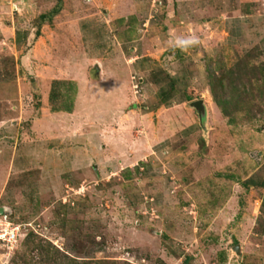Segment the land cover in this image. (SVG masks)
<instances>
[{"label":"rangeland","instance_id":"rangeland-1","mask_svg":"<svg viewBox=\"0 0 264 264\" xmlns=\"http://www.w3.org/2000/svg\"><path fill=\"white\" fill-rule=\"evenodd\" d=\"M250 8L264 0H0V209L23 225L0 264H264V189L249 184L264 177V98L236 124L214 103L201 126L194 109L169 126L126 65L145 35L167 36L156 59L212 100L207 72L188 87L186 69L219 74L259 49H223L225 12ZM150 15L163 22L138 32ZM189 35L196 46H174Z\"/></svg>","mask_w":264,"mask_h":264},{"label":"crops","instance_id":"crops-1","mask_svg":"<svg viewBox=\"0 0 264 264\" xmlns=\"http://www.w3.org/2000/svg\"><path fill=\"white\" fill-rule=\"evenodd\" d=\"M192 3H194V1H192ZM211 4H212V0H210V5ZM250 6L252 7V5ZM225 13H227L226 15H228V19L230 21L226 22L227 24H226L225 30H223L225 34L224 39L226 40L224 42L225 44L223 45V49L226 50L228 53H232L236 59V57L239 56V55L237 56V53L240 54L239 52H244L254 46H259L260 52L262 53L261 60L264 63V14L261 15L258 13V11H256V9L253 11L252 8L248 9L245 15L244 16L241 15L239 18L232 16L234 15V12H230L229 10L226 11ZM256 13L258 14V17L254 18ZM195 16L196 15H194L193 18H195ZM251 18H254V19H251ZM163 19H164L163 15L161 16L150 15L144 22L143 27H142L143 29L141 28L139 29L136 28V29H138V32L140 33L145 32L146 34H148L150 32V29L154 28V26L159 25L161 22H163ZM194 21L196 20L194 19ZM189 23L191 24L193 28L192 30H194L195 25H198L199 27L202 25V24H198L200 23V21L193 22L192 19L189 21ZM180 26L181 25L179 24L175 27L176 28L175 31L177 33H178L177 30H179L178 28ZM132 30H133V27H132ZM162 30L165 31V28H163ZM147 36L148 37H146L145 35L143 39L139 40L138 44L132 45L129 48L130 53L128 54V58L126 59V62H127L126 65L128 66V68H130L133 71L135 76H140V77L142 76V78H140L141 80L139 79L140 81L147 83L146 84L147 88L151 92V94L147 96L148 100H152V103L159 105L157 108L158 112H156V114H158L157 117H159L160 114H163L164 112H166L165 114H168L167 112H171L174 114V118L173 119L171 118L170 122H169V119H167L168 121L166 120L164 122H168V123H165V124L166 125L169 124V126L174 125L175 127L177 125L180 127L181 125H184L187 122L183 121V118L182 119L176 118L178 117L177 115L180 113H184V114L188 113L191 118V116L193 117L191 110L194 109L195 113H197L198 118L200 119L199 123L201 126V124L204 123L203 118L205 120V118L207 117L209 108H211V106L214 105L213 99L210 100L211 95H210L208 86L207 85H204V87L200 86L201 88L196 89L197 90L196 93H193V92L189 93L190 90L188 88H184V90L178 89L177 88L178 81L176 78L172 76L173 74L172 70L167 69V65L164 66V64H162L161 58L156 59L158 57L154 55V52H153V51H156V49H158L159 52L163 50V54L165 53L166 48L162 49L161 45L163 46V45L168 44L167 38H166L167 36H163L161 38H159L158 34H154L153 36H150L148 34ZM178 37L181 38V36H178ZM140 42H142V44ZM132 43L133 42H131V44ZM205 48L207 47H202V50H206ZM150 49H154V50H151L152 52H149ZM233 61H234L233 58H230L231 64L235 62ZM192 68L193 69L191 70L186 69L187 73H185L186 77L184 80L187 81L188 85L186 86L188 87L189 85L192 84V81L195 80L194 79L195 76L197 75L200 76V79L203 82L206 77V71L201 72L198 68H196L194 64ZM182 73L184 74V72ZM112 79L113 80L110 81L111 82L110 84L116 87L115 90L117 93V88L125 83L124 81L125 79H120L118 77L115 78V76L112 77ZM57 82H60V81H57ZM122 88L125 90L126 86H123ZM180 96H182L184 100L179 101V103L177 102L174 103L175 99H177ZM196 101H202L201 108H196L193 106V103ZM187 104H191L190 111H186L182 109L180 110L181 111L180 112L178 110L179 107L181 108L183 105H187ZM61 112L71 114L72 110L66 111V112L61 111ZM196 124H197L196 122H193V123H190V125H188L186 129L184 127L183 128L184 131L182 132L181 135L182 136L189 135V137L193 135L191 134L193 130L201 129ZM160 128L163 129L162 127ZM159 146L161 147V145ZM158 149L159 147L157 146L156 150ZM249 184H251V186L254 188L261 187L262 189H264V177H262L261 179H250Z\"/></svg>","mask_w":264,"mask_h":264},{"label":"trees","instance_id":"trees-1","mask_svg":"<svg viewBox=\"0 0 264 264\" xmlns=\"http://www.w3.org/2000/svg\"><path fill=\"white\" fill-rule=\"evenodd\" d=\"M261 56L262 53L258 48H255L246 55L237 58L231 66L219 62L221 64L218 65L219 74L213 64L208 66L206 72L213 101L220 108L222 114L230 120V124H236V113L244 108L253 111L256 101L264 98V63L260 61ZM54 84L57 86L60 82L56 81ZM53 96L55 97V95ZM69 108L66 106L63 109H54V112L71 111ZM138 166H145V163ZM139 169L140 167L136 168L137 171ZM76 209L74 208V210ZM46 258L51 260L52 255L47 253Z\"/></svg>","mask_w":264,"mask_h":264},{"label":"built area","instance_id":"built-area-1","mask_svg":"<svg viewBox=\"0 0 264 264\" xmlns=\"http://www.w3.org/2000/svg\"><path fill=\"white\" fill-rule=\"evenodd\" d=\"M0 225V241H3L6 246H13L23 225H17L6 213H0Z\"/></svg>","mask_w":264,"mask_h":264},{"label":"clouds","instance_id":"clouds-1","mask_svg":"<svg viewBox=\"0 0 264 264\" xmlns=\"http://www.w3.org/2000/svg\"><path fill=\"white\" fill-rule=\"evenodd\" d=\"M198 43V37L195 35H189L187 37L177 38L174 42V46L181 48V50H187L190 47L196 46Z\"/></svg>","mask_w":264,"mask_h":264},{"label":"water","instance_id":"water-1","mask_svg":"<svg viewBox=\"0 0 264 264\" xmlns=\"http://www.w3.org/2000/svg\"><path fill=\"white\" fill-rule=\"evenodd\" d=\"M193 106L196 108H201L202 107V101H196L193 103ZM0 213H3V209H0ZM234 251L238 254L241 255V246L238 244L234 247Z\"/></svg>","mask_w":264,"mask_h":264}]
</instances>
